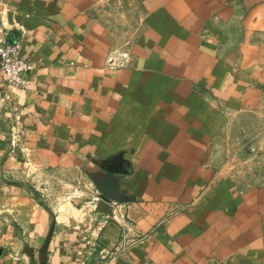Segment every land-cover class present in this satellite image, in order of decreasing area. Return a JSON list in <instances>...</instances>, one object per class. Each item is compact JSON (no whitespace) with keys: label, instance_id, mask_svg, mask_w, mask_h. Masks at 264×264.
<instances>
[{"label":"crops","instance_id":"0c3cea01","mask_svg":"<svg viewBox=\"0 0 264 264\" xmlns=\"http://www.w3.org/2000/svg\"><path fill=\"white\" fill-rule=\"evenodd\" d=\"M108 1L0 0L35 67L0 71V264H264V189L211 170L219 97L264 89V0H132L130 51Z\"/></svg>","mask_w":264,"mask_h":264},{"label":"rangeland","instance_id":"374dc122","mask_svg":"<svg viewBox=\"0 0 264 264\" xmlns=\"http://www.w3.org/2000/svg\"><path fill=\"white\" fill-rule=\"evenodd\" d=\"M131 4L132 0H109L103 7L123 51H130L141 33L143 16L138 7ZM202 88L198 85L195 89L205 94ZM234 90L231 98H216L220 100L218 107L222 120L213 142L211 170L215 185L220 188L233 185L238 196L242 197L250 191L264 189V89L257 85L246 88L237 85ZM30 185L32 190L42 192L46 200L60 195L67 198L68 202H80L79 207L82 206V197H73L72 192L87 190L77 181L68 184L73 185L71 188L67 184L53 183V180Z\"/></svg>","mask_w":264,"mask_h":264},{"label":"built area","instance_id":"2783aa9c","mask_svg":"<svg viewBox=\"0 0 264 264\" xmlns=\"http://www.w3.org/2000/svg\"><path fill=\"white\" fill-rule=\"evenodd\" d=\"M22 49V40L12 38L0 19V71L6 76L9 87L27 91L30 87L28 76L34 72L35 67L22 56Z\"/></svg>","mask_w":264,"mask_h":264}]
</instances>
